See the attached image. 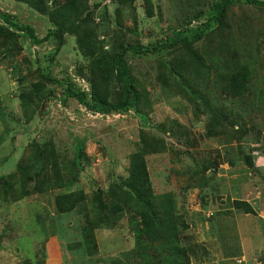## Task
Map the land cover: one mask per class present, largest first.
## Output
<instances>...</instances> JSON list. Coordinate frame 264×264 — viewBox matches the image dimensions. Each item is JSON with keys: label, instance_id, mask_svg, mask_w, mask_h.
<instances>
[{"label": "rangeland", "instance_id": "1", "mask_svg": "<svg viewBox=\"0 0 264 264\" xmlns=\"http://www.w3.org/2000/svg\"><path fill=\"white\" fill-rule=\"evenodd\" d=\"M213 1L126 0L127 4H122L121 0H89V4L99 24L98 33L107 42L119 34V44L153 45L177 29L204 22L205 13L197 14L207 11ZM0 11L32 25L39 37L51 29L48 17L25 2L0 0ZM0 25H7L1 15ZM13 30L17 38L0 44L1 174L13 171V167L5 168L10 164L12 146L24 148L33 139L49 140L72 168L80 154V163L73 168L79 176L74 188L92 194L127 176L131 153L142 131H156L166 146L146 156L148 171L155 193L169 194L165 202L172 205L178 221L179 256L187 248L190 264H264V7L233 5L225 24L196 42L194 52L179 43L159 53L129 51L126 57L134 81L143 103H147L141 112L148 119L135 111L111 115L93 112L73 97L63 102L65 87L49 84L45 99L28 120L20 105L24 88L28 90L49 67L58 78L67 73L75 77L77 66L89 59L77 46V34H68L60 51L50 59L58 44L56 38L37 44ZM196 64L206 72H195ZM177 67H188L186 83L175 73ZM229 69L248 73L244 96L222 88ZM74 81L89 89L85 79L76 77ZM109 85L115 88L116 83ZM202 95L208 96L212 108L201 105ZM218 111L229 113L222 121L224 126H219ZM29 152L28 147L21 159ZM248 157L254 167L248 166ZM56 179L52 178V190L45 193L16 201L0 200V264H38L39 260L45 264H111L109 257H120L121 251L135 245L133 230L138 221L127 206V213L116 215L96 230L97 255L75 248L84 218L77 212L56 210L55 194L60 191ZM117 192L120 195L115 201L125 203L123 193ZM236 199L248 201L255 212L235 208ZM128 203L131 205L130 200ZM151 250L153 262L163 255L155 246ZM139 261L129 255L126 264ZM147 263L145 259L143 264Z\"/></svg>", "mask_w": 264, "mask_h": 264}, {"label": "trees", "instance_id": "2", "mask_svg": "<svg viewBox=\"0 0 264 264\" xmlns=\"http://www.w3.org/2000/svg\"><path fill=\"white\" fill-rule=\"evenodd\" d=\"M17 1L25 2L31 8L47 16L51 23V29L47 35L39 37L32 25L20 23L10 13L0 11V15L7 23V25H0V39L2 36L4 38L0 44L10 43V40L17 38L18 33L13 29L23 32L37 44L54 37L58 40V44L50 56V59H53L65 43L66 36L77 34V46L81 54L89 59L85 64L77 66L75 77L67 73L65 77L58 78L53 75L49 67L48 70L40 74L38 80L31 83L28 90L25 87L20 95V105L25 109L28 120L33 118L37 108L45 99L49 91L47 90L49 84L65 87L67 97L62 99L63 102H66L68 97H73L79 104L93 112L111 115L135 111L144 119H148L147 115L141 112V106L147 103H143L141 93L136 85L137 82L134 81L131 65L126 57L129 51L136 54L159 53L181 44L189 51L194 52L196 42L207 39L225 24L229 9L233 5L247 3L256 7H264V0H214L209 4L207 11L202 9L197 14L201 16L203 12L205 13L203 15L205 16L204 22L194 27L177 29L160 43L144 45L127 42L119 44V34H114V39L110 42L101 38L98 33L99 24L95 23L94 10L90 9L89 0ZM121 2L127 4L126 0H121ZM148 10L149 13H152L150 7ZM119 24H121L120 21H118ZM106 43L111 46L106 47L108 45ZM194 71L199 74L206 72L199 64L194 66ZM175 73L181 76L184 83L187 82L188 67H177ZM76 77L85 79L89 84V89L76 83L74 81ZM224 78L221 81L224 90L235 96L245 95L249 86L248 73L246 74L243 70L232 72L229 69ZM23 79L24 77L20 78V81L23 82ZM65 79L66 81H64ZM112 81L116 83L115 88L109 85ZM201 99L202 106L213 107L207 95H202ZM216 117L220 118L219 126H224L222 121L225 120V117H229V113L224 115L218 111ZM155 134H157L156 131L153 133L143 130L136 143V149L131 153L128 175L119 177L120 182H115L108 188L96 189L92 194L82 188H74L79 176L73 168L80 163V154L75 157V164L74 161L72 162L74 164L72 168V165L65 164L66 161L61 159L52 141L33 139L24 148L12 146L13 154L8 159L10 164L5 168L13 167V171L0 173V200L16 201L34 193L50 191L52 190L49 187L52 186V178L57 176L56 189H60V191L55 194L56 210L62 214L77 212L84 218L81 238L74 243L75 248H80L89 256L97 255L99 241L96 230L102 227V223L109 224L108 222L116 215L127 213L126 207L131 206L133 209L131 211L132 218L138 221L135 229H132L136 243L132 248L121 251L120 257H109L107 261L111 264H126L129 255H132L140 258L139 264H143L145 259L148 260L147 264H190L191 257L187 248L182 249L179 256L180 251L177 245H180L181 239L175 233L178 221L173 217L172 205L165 202L169 194L158 195L152 187L146 156L160 152L166 146L165 139L160 134ZM28 147L29 154L21 159ZM247 163L250 167L255 166L250 157L247 158ZM113 186L117 191L123 193L121 196L125 198V203L115 201V198L120 194L112 189ZM129 200L131 205L128 203ZM234 203L235 208L243 209L246 213L255 212L253 205H250L248 201L236 199ZM154 246L163 255L153 262L151 247ZM38 264L45 263L43 260H39Z\"/></svg>", "mask_w": 264, "mask_h": 264}]
</instances>
